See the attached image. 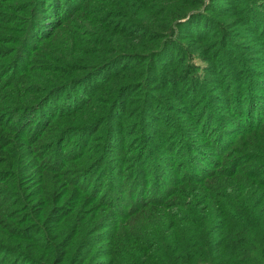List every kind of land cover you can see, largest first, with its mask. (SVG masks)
<instances>
[{
	"label": "trees",
	"instance_id": "1",
	"mask_svg": "<svg viewBox=\"0 0 264 264\" xmlns=\"http://www.w3.org/2000/svg\"><path fill=\"white\" fill-rule=\"evenodd\" d=\"M29 1L0 70V264H264V0Z\"/></svg>",
	"mask_w": 264,
	"mask_h": 264
},
{
	"label": "rangeland",
	"instance_id": "2",
	"mask_svg": "<svg viewBox=\"0 0 264 264\" xmlns=\"http://www.w3.org/2000/svg\"><path fill=\"white\" fill-rule=\"evenodd\" d=\"M217 1H218L220 6H223V2L222 1L214 0V2H217ZM250 1H253V0H250ZM248 2L249 1L246 0L245 1V5H247ZM33 4H34V1L31 2L29 0H0V70H1V67L3 65H5L6 63H9V60L16 54V52L19 51V49L16 50V48H17V46L19 44L17 42H19V40H21V36H22V32L21 31L23 30V26L24 25L26 26V21L28 19V13L31 10L30 5H33ZM8 7H9V9H8ZM234 7L237 8L238 5H237V7L236 6H234ZM257 9H261V8H257ZM226 18L228 20H230V19H232V16H228ZM223 19H225V17H222L221 21ZM242 22L243 21L239 22L236 19L235 25L232 24L230 26V28L232 29V31L236 30L238 34H240L241 36L245 37L247 34H249V32H248V29L246 28L247 25H245ZM8 32H10V35L7 38H11V39H6V37L2 38V36H5L6 34H8ZM35 40L36 39L34 37H30L29 38V42L31 44ZM38 43H39V41L37 42V44ZM7 48H11L10 51H6ZM31 49L32 48H27V46L25 47V49L23 51L25 53L23 55H24V57L28 58V60L25 61V62L23 60L20 61L19 63L22 62V64L20 65V67H22V68L19 69V70H16V71H20V70L22 71L23 69L25 70L27 67L30 66V63H29L30 60L35 59L36 58V54H40L38 49H32V50ZM49 51L50 50H48L47 48H43L41 50V54H47ZM7 72L10 73L9 71H7ZM200 72H203V71L200 70ZM14 74L16 75L17 72H15ZM4 75L6 76V74L4 72H0V85L2 83V79H3ZM9 77L10 76H8L6 78L9 80ZM84 92H85V90H84ZM57 103H58V105L54 107V110H57V109L61 108V105H63V102L57 101ZM45 110H46V107L40 108V111L39 110H34L33 113H32L33 119H32L31 122L29 121L30 122L29 124H33V120L37 116H39L41 114V112L44 113L43 115H46ZM58 120H60V119H58ZM54 121L55 120H53L52 122H54ZM73 136L74 135H72L71 138H69L65 142H63L62 147H60V149H58V151H61L63 153H67V151L71 147H73V145L75 143V139L76 138H74ZM208 153H209V151H208ZM209 155H211V152L209 153ZM113 163H114V161H113ZM100 168H99L98 171H100ZM94 179H96V178L93 177L92 180H94ZM98 182H100V181H98Z\"/></svg>",
	"mask_w": 264,
	"mask_h": 264
}]
</instances>
